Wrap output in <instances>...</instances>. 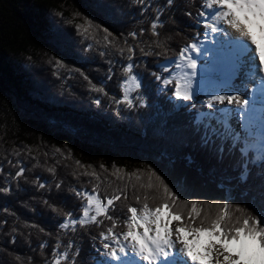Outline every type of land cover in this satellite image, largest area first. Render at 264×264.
I'll return each instance as SVG.
<instances>
[{
  "label": "trees",
  "instance_id": "obj_1",
  "mask_svg": "<svg viewBox=\"0 0 264 264\" xmlns=\"http://www.w3.org/2000/svg\"><path fill=\"white\" fill-rule=\"evenodd\" d=\"M200 3L0 0V188L9 189L0 191V264H49L57 243L64 251L70 241L81 250L78 264H95L102 257L94 245L111 221L99 217L100 226L61 229L66 214L82 215L86 203L73 189L90 191L98 184L101 197L126 193L128 199L116 201L110 212L120 218L116 231L121 232L129 205L163 202V188L150 170L179 182L181 200L209 202L200 206L197 226L219 213L216 202L249 212L260 207L264 164H249L251 179L241 183L238 176L250 156L241 157L231 141L216 140L227 148L221 159L216 146L203 142L205 123L197 121L196 106L176 108L171 92H161L152 75L203 30L197 24ZM157 15L163 24L159 36L150 28ZM85 17L100 25L90 28L87 38L76 27ZM132 32L138 35L133 38ZM130 62L148 88L146 105L136 100L132 109L116 103ZM21 167L24 174L15 178ZM94 171L99 180L84 175ZM190 207L177 202L185 223Z\"/></svg>",
  "mask_w": 264,
  "mask_h": 264
},
{
  "label": "snow or ice",
  "instance_id": "obj_2",
  "mask_svg": "<svg viewBox=\"0 0 264 264\" xmlns=\"http://www.w3.org/2000/svg\"><path fill=\"white\" fill-rule=\"evenodd\" d=\"M139 3L145 4V0H139ZM166 5L174 6L175 0H166ZM197 24L203 31H198L191 41L180 49L175 59L152 75L159 82L157 87L161 92H171L170 99L174 97L178 101L191 102L202 91L199 87H193L194 78L197 76V61L208 53L213 54L212 60L204 65L203 71L207 72L209 64L215 65L221 58L226 60L229 74L220 81L215 90L206 91L208 98L201 103L207 110L201 111L198 118L207 121L204 125L205 144L216 146V140H230L232 149L238 148L241 157L254 154L251 160L244 162L243 170L238 176L241 183H247L251 179L249 164L258 161L264 163V131L261 130L257 140L250 128L255 111L254 106L250 107V104H254V101L246 95L249 85L255 86L253 95L257 91L264 92V0H201ZM76 27L77 31L87 38V35H91L89 29H98L100 25L85 17L84 24H77ZM161 27L163 24L157 15L150 26L152 34L159 36L158 29ZM105 31L107 32V29ZM107 35L111 33L108 32ZM130 35L135 38L138 34L132 32ZM139 35H143V30ZM205 41L218 47H206ZM133 51L134 49L129 48L130 53ZM129 60L131 61V55ZM56 64L63 67L60 60H56ZM134 68L135 65L131 62L123 68L125 79L120 85L122 99L116 100L117 105L125 104L129 109L135 106L136 100H139L141 107L145 106L148 91L143 77L135 72ZM142 88L144 92L140 91ZM93 90L104 92L102 87L93 86ZM133 92L138 95L133 97ZM100 102L99 99L95 100L97 105ZM237 117L240 118L237 120L240 131H237L232 123ZM216 150L223 159L227 151L225 144L216 146ZM24 171L21 167L15 178L21 177ZM150 171L151 176H155L163 188V202L156 207H151L147 202L141 207L129 205L128 215L123 220L126 230L121 232L116 231L121 223L120 218L110 212L116 210V201L128 199L126 193L117 192L101 197L97 190L98 184L90 191L73 189L78 198L86 200V204L81 205L82 215L67 213L60 224L61 229L71 227L72 231H75L77 226H100L103 220L98 219L99 217L111 221V226L99 233L100 245H94L96 252L103 257L95 264H189V261L191 264H264V167L259 173L258 209L254 208L253 212H249L248 208L230 202H216L219 213L210 220L204 217L198 226L196 219L202 211L200 206L209 202L181 200L179 182L170 183L155 170ZM84 175H91L99 180L95 171ZM151 176L149 188L153 186ZM137 179L140 177L137 176ZM45 186L46 182L39 183L40 188ZM60 186L59 183L56 184L57 188ZM0 191L7 192L9 189L0 188ZM135 199L139 203L141 198L137 195ZM144 199L147 201V195ZM177 202L191 206L187 223L183 212L177 210ZM236 213L241 215L237 216ZM174 221L180 222L181 226L173 229L171 225ZM205 221H208L207 226ZM189 236L192 237L191 240L188 239ZM60 248L61 244L57 243L49 264H78L77 257L80 256L81 250L74 247V242L70 241L64 251H60ZM73 249L70 255L69 250Z\"/></svg>",
  "mask_w": 264,
  "mask_h": 264
},
{
  "label": "rangeland",
  "instance_id": "obj_3",
  "mask_svg": "<svg viewBox=\"0 0 264 264\" xmlns=\"http://www.w3.org/2000/svg\"><path fill=\"white\" fill-rule=\"evenodd\" d=\"M205 42H208V41H205ZM208 46H209V42L206 44V47H208ZM191 55L195 56L196 54L195 53H191ZM206 63H207V59H203L202 60V63H199L198 69H197V76L194 78V82H193V87L194 88L199 87L200 89H202V91H200L199 95L193 101H191V102L178 101V100H176L173 97L174 101L176 102V105H180V106L183 105L185 107H195V106L198 107V108L195 107V111L197 113V121L198 122H204L205 124L207 123L206 120H202V119H199L198 118V115H199V113L201 111H206L207 110L206 109V106L203 105L201 103V101H204V100H206L208 98L207 95H206V91H213V90H215L216 87H217V85L219 84V82H218L217 79L212 78L210 76H207L206 73L203 71L204 65ZM168 64L169 63H166L164 65H168ZM208 69H209V67H208ZM214 71H218V70H214ZM207 73H210V71L208 70ZM164 75H167V73H164ZM132 96H133V93H132ZM216 106L217 107H222L221 105H216ZM235 128H236L237 131H240L236 125H235ZM256 139H257V137H256ZM253 156H254V154H251L250 157H249V160H251L253 158ZM260 163H262V162H259L258 161L256 163H253V165L254 166H258ZM178 226H181V224H180V222H176V221H174L172 223V225H171V227L173 229H175ZM188 239L191 240L192 237L189 236ZM102 259H103V257H102ZM190 263H191V261H189V264Z\"/></svg>",
  "mask_w": 264,
  "mask_h": 264
},
{
  "label": "bare ground",
  "instance_id": "obj_4",
  "mask_svg": "<svg viewBox=\"0 0 264 264\" xmlns=\"http://www.w3.org/2000/svg\"><path fill=\"white\" fill-rule=\"evenodd\" d=\"M202 63V62H201ZM211 68V69H210ZM210 73H207V74H211V72L213 70H218L220 75L222 76V79L226 78L227 75L229 74V66L226 62V60H224L223 58L221 59H218L216 64L215 65H211L209 66V69ZM217 71V72H218ZM216 72V71H215ZM253 99V98H252ZM262 111L264 110V106H262L261 108H259L256 112L253 113L252 115V118L254 119L253 121H256L258 123V129H257V132H261L264 131V112H262V114H260L261 116L256 120L255 119V116H256V113L259 114V111ZM233 123V126L235 127V120L232 121ZM254 126V125H253ZM255 128V127H254ZM256 129V128H255ZM191 264V263H190Z\"/></svg>",
  "mask_w": 264,
  "mask_h": 264
}]
</instances>
